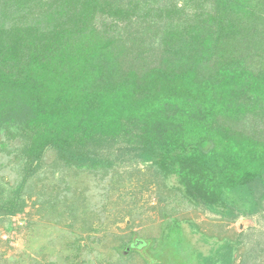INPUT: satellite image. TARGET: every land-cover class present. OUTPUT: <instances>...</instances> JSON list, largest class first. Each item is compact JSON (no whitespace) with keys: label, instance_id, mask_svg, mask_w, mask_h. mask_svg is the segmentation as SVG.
<instances>
[{"label":"trees","instance_id":"16d2710c","mask_svg":"<svg viewBox=\"0 0 264 264\" xmlns=\"http://www.w3.org/2000/svg\"><path fill=\"white\" fill-rule=\"evenodd\" d=\"M261 126L264 0H0V155L24 175L15 193L0 184L1 220L24 213L49 150L54 175L142 163L194 208L230 223L259 215ZM182 224L166 220L152 251L168 259ZM135 235L110 264H129ZM217 245L198 264L236 263V243Z\"/></svg>","mask_w":264,"mask_h":264},{"label":"rangeland","instance_id":"374dc122","mask_svg":"<svg viewBox=\"0 0 264 264\" xmlns=\"http://www.w3.org/2000/svg\"><path fill=\"white\" fill-rule=\"evenodd\" d=\"M169 3L179 4L186 15L190 10L181 2ZM124 146L118 143L113 153L120 155ZM15 159L0 155V184L10 193L17 191L24 176ZM55 159L49 150L41 175L29 178L24 213L0 219V264H110L119 259L117 243L128 242L132 233L140 247L132 250L136 253L122 252L129 264H198L199 250L208 256L223 239L238 247L235 264H264V211L230 223L190 206L175 189L174 179L166 181L142 163L109 168L105 176L102 169L89 173L67 168L54 175ZM171 218L183 223L185 240L175 250L178 254L172 250L167 259L152 251L151 238L159 247L163 224ZM87 227L94 230L85 231Z\"/></svg>","mask_w":264,"mask_h":264}]
</instances>
